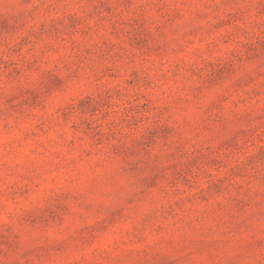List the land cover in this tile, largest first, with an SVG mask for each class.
<instances>
[{
  "label": "rangeland",
  "instance_id": "374dc122",
  "mask_svg": "<svg viewBox=\"0 0 264 264\" xmlns=\"http://www.w3.org/2000/svg\"><path fill=\"white\" fill-rule=\"evenodd\" d=\"M0 264H264V0H0Z\"/></svg>",
  "mask_w": 264,
  "mask_h": 264
},
{
  "label": "clouds",
  "instance_id": "9594fccd",
  "mask_svg": "<svg viewBox=\"0 0 264 264\" xmlns=\"http://www.w3.org/2000/svg\"><path fill=\"white\" fill-rule=\"evenodd\" d=\"M87 174H89V175H94L95 173H93V172H91V171H87ZM110 191H111V189H110ZM109 191V192H110Z\"/></svg>",
  "mask_w": 264,
  "mask_h": 264
}]
</instances>
